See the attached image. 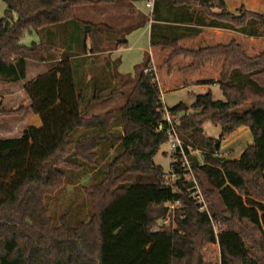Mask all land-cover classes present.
I'll return each instance as SVG.
<instances>
[{
  "label": "trees",
  "instance_id": "1",
  "mask_svg": "<svg viewBox=\"0 0 264 264\" xmlns=\"http://www.w3.org/2000/svg\"><path fill=\"white\" fill-rule=\"evenodd\" d=\"M2 2L0 83L23 82L27 62L45 64L47 71L23 87L41 126L0 139V264H211L201 255L206 242L218 244L220 264H264V53L248 56L236 42L185 50L178 32L200 30L175 25L264 38V9L240 7L235 14L223 0H154L149 16L138 14L135 22L116 28L89 14L127 3L132 14L130 0ZM149 21L151 46L170 50L158 67L168 75L180 58L191 60L179 69L182 74L200 71L207 59L222 61L217 84L224 101L207 92L196 96L191 112L183 104L168 109L179 117L186 154L191 148L203 157V164L190 160L209 216L190 198L188 183L180 181L177 193L163 187V171L154 164L167 133L158 82L144 73L151 67L149 55L134 78L118 73L119 59L107 60ZM162 21L174 25H155ZM26 34L38 42L21 45ZM116 98L124 99L121 106L91 113L94 105ZM21 110H0V117ZM207 122L221 128L218 139L204 134ZM243 127L252 144L237 159L219 157L223 139ZM114 147L105 175L86 189L91 215L76 224L62 215L54 225L46 198L75 185L73 174L84 164L96 168L100 154ZM177 201L181 208L169 226L155 230L166 205Z\"/></svg>",
  "mask_w": 264,
  "mask_h": 264
},
{
  "label": "rangeland",
  "instance_id": "2",
  "mask_svg": "<svg viewBox=\"0 0 264 264\" xmlns=\"http://www.w3.org/2000/svg\"><path fill=\"white\" fill-rule=\"evenodd\" d=\"M135 3L140 7L145 6V0H136ZM121 6L122 5L117 4L116 6H112L106 9H100L96 13V15H94L93 13L89 14V18L95 21H106L111 25H115L116 23L120 24V18L118 17V15L114 14V12L118 13L122 11L123 7ZM5 9V4L2 2V0H0V18L4 16ZM112 10H114V12ZM261 10L262 11H259V9H254V11L256 12H263V8ZM105 14L109 15L108 20L103 17V15ZM36 42L37 37L35 36V34H26L20 40V44L26 47H30L33 43ZM241 43L242 48L248 56H255L264 53V38H260L258 40L244 39ZM130 54H126V58L129 57ZM133 58L134 57H132V59ZM130 62L131 63L125 62V66H130L129 70L132 71L128 73V76L131 78L135 76L136 71L132 67V60ZM28 65L29 70L28 73H26V79L23 81V83H27L32 80L33 74L43 72L46 67L45 64H37L34 62H28ZM179 65L186 66V64L183 62ZM216 68L218 67L216 66ZM162 70L164 71L160 72L157 78L159 84L161 85L160 94L163 100V104L168 109H172L178 104H183L186 107L187 112H191V106L194 103L196 96L206 94L207 92L211 93L212 99L214 101H224L223 94L219 89L217 83H207L205 89H201V85L195 83L184 85V83H182V74L176 73L172 77H169L167 73H165L167 72V69L163 68ZM190 78L192 79L193 77L190 76ZM1 84L6 85L4 83H0V85ZM166 88L168 89L165 90ZM7 92L8 91L6 88H4V86H0V110H18L20 108H22V110L17 116L13 115L0 117V139H16L19 138L23 132L21 131V128L26 129L27 126H29V120L31 118L32 112L27 107V97L22 90L21 85H17L10 95H8ZM123 102V98H116L105 104H96L92 107L91 113L98 114L109 109H116L117 107L121 106ZM203 132L209 138L218 139L221 134V128L207 122L203 125ZM252 142L253 140L249 130L245 129L244 127L239 128L236 132L232 133L229 136H226L223 139L220 144L218 156L224 159H237L241 155V153L250 144H252ZM164 148L165 146L162 145L159 153L154 157V164L156 166H159L163 172L167 170L169 165V157L167 156V154L163 153ZM114 153L115 147L109 150L104 156H101L100 154L96 168H91L90 166L84 164V168L81 170V172L73 174V183H75V185H66L67 187L65 186L66 188L62 192L58 193L55 196L46 198V205L54 225H58L60 223V218L62 215H67L68 220L71 224H76L78 221H84L91 215L92 211L89 199L87 197V190L91 187V185L98 183L103 178L107 171L108 164L113 159ZM190 157L197 161L199 164H203V157L201 156L200 152H193ZM69 172L70 171L66 172V178L67 175H69ZM75 176L77 178H75ZM194 177L197 181L195 174ZM174 218H172L171 221ZM174 229L175 225L173 222L171 230ZM202 248L203 249L201 251V255L203 256L205 262L211 264H220V249L218 244L206 242L204 243ZM263 256L264 247L262 249V257Z\"/></svg>",
  "mask_w": 264,
  "mask_h": 264
},
{
  "label": "crops",
  "instance_id": "3",
  "mask_svg": "<svg viewBox=\"0 0 264 264\" xmlns=\"http://www.w3.org/2000/svg\"><path fill=\"white\" fill-rule=\"evenodd\" d=\"M124 1L127 3L128 0H124ZM130 1L133 4V13L132 14L130 13L128 3L125 6L123 5L122 6L123 10L118 12V13H116V12H114V10H112L114 12V14L118 15V17L120 18V21H121L120 24L116 23L115 25H112V26H115L116 28H122L124 26H127V25L135 22V17L138 14L149 16V14L151 13V11L148 10L145 6L140 7L138 4H136L135 3L136 0H130ZM223 1L226 4L227 11L230 13H235V14L240 7H244L246 10L253 11V12H256V11H254V9H259V11H262L261 10L262 8L264 9V0H223ZM160 12H161L162 16L168 17V15L166 14V11L164 9H161ZM196 12H199V9H197ZM92 13L94 15H96L95 12H91L90 14H92ZM258 13H261V12H258ZM103 17L106 20L109 19L108 14L103 15ZM151 23L152 22L149 21L145 26L140 27L139 29H137V30L133 31L131 34H129L127 36V45L124 47H120L117 50L112 51L110 53V55L107 57V60L111 64H113V62L117 59L120 60V64L118 66L117 71L121 76L127 77L129 75L128 73L130 71H132V70H129V67H130L129 65L125 66V62L131 63L130 62L131 60L133 63L132 67L136 71L135 73H137V67L139 65H141L146 54L149 55L151 66L155 69L157 76L160 72L164 71V70H161V71L158 70V67L161 66L163 61H165L167 59V57L170 53V50H163L161 48H154L151 46V44H150ZM160 23L161 24H155V25H162V26L174 25L171 23L163 22V21ZM175 25H177V27H180L181 29L182 28H185V29L186 28H188V29L196 28V29L200 30V32H198L197 34L190 32L189 35H188V33H183L182 31L178 32V34H184V37L179 40L178 46L181 47L182 49H185V50L195 51L198 49L210 48V47H215L218 45H227L230 42H236L237 44H239L241 46L242 45L241 42L244 39H247V40H258V39H260V38H248V37H245L244 35H242L240 33L233 32L231 30L220 29V28L196 27V26H191V25L184 26L183 24H175ZM37 42H38V39H37ZM126 54H130L129 57L126 58V56H125ZM132 57H134V58L132 59ZM182 62L185 63L187 66L190 64L191 60L178 59L172 64L171 74L168 75L167 72H165V73H167V75L169 77H172L176 73L182 74L179 72V69L186 67V66L179 65ZM221 65H222L221 60L207 59V60H205L204 66L200 71L195 72V73H191V74H182L183 75V77H182L183 82L182 83H184V85H188L190 83L199 84V85H201V89H205L207 83L216 84L218 81V78H219ZM42 66H45V65H42ZM178 66H180V67H178ZM216 66L218 68H216ZM28 70H29V65L27 62V73H28ZM46 71H47V69L45 67V70L43 72L38 73V74H33V79L39 75L46 73ZM190 76H192L193 78L191 79ZM134 77L135 76H133L131 78H134ZM188 78H190V79H188ZM27 83L20 82L18 84H6V85L1 84L0 86H4V88H6L8 91L7 92L8 95H10L17 85H21L22 90H23V87ZM158 86H159L160 91H161V85L159 84V82H158ZM167 89L168 88H166L165 90H167ZM160 96H161V94H160ZM26 102L28 104L27 107L30 110V104H29L28 98H27ZM29 121H30L29 126H31V125L35 126V127L41 126L40 119L37 115L32 114ZM245 129H247V128H245ZM24 130H25L24 128H21V131H24Z\"/></svg>",
  "mask_w": 264,
  "mask_h": 264
},
{
  "label": "built area",
  "instance_id": "4",
  "mask_svg": "<svg viewBox=\"0 0 264 264\" xmlns=\"http://www.w3.org/2000/svg\"><path fill=\"white\" fill-rule=\"evenodd\" d=\"M154 0H146L145 7L148 10H152ZM145 74H150V76L158 82V78L155 72V69L151 66L148 67L145 71ZM160 104L163 111V121L164 128L167 133V140L163 144L165 148L163 153L167 154L169 157V165L165 172L162 175V185L163 187L169 189L172 193H177L179 191V182L188 183L186 188L187 193L190 198L195 202L199 207V211L206 213L209 216L208 208L206 201L204 199L203 193L198 182L195 180L192 162L190 160V155L193 152L191 148H187L188 153L186 154L183 142L177 131L178 116L172 114L168 108L163 104V100L160 96ZM162 126H159L157 131H161ZM162 148V146H161ZM202 156V155H201ZM167 207V216L159 222V225L156 230H159L161 226H168L171 219L174 218L177 211L180 210L181 204L179 201L174 203H169ZM215 238L217 239V230L214 225Z\"/></svg>",
  "mask_w": 264,
  "mask_h": 264
}]
</instances>
